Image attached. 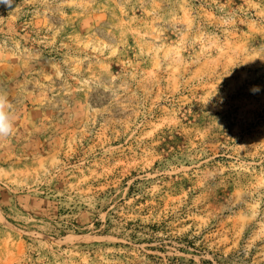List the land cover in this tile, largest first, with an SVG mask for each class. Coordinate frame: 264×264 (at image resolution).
Returning a JSON list of instances; mask_svg holds the SVG:
<instances>
[{"label": "rangeland", "instance_id": "rangeland-1", "mask_svg": "<svg viewBox=\"0 0 264 264\" xmlns=\"http://www.w3.org/2000/svg\"><path fill=\"white\" fill-rule=\"evenodd\" d=\"M0 95V264H264V0H11Z\"/></svg>", "mask_w": 264, "mask_h": 264}, {"label": "clouds", "instance_id": "clouds-1", "mask_svg": "<svg viewBox=\"0 0 264 264\" xmlns=\"http://www.w3.org/2000/svg\"><path fill=\"white\" fill-rule=\"evenodd\" d=\"M11 0H0V4L10 5ZM10 105L6 98L0 95V137L8 136L12 133V115L9 111Z\"/></svg>", "mask_w": 264, "mask_h": 264}]
</instances>
